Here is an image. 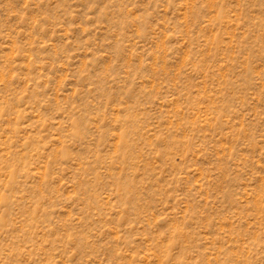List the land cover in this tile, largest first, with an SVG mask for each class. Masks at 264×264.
Masks as SVG:
<instances>
[{"label":"rangeland","instance_id":"rangeland-1","mask_svg":"<svg viewBox=\"0 0 264 264\" xmlns=\"http://www.w3.org/2000/svg\"><path fill=\"white\" fill-rule=\"evenodd\" d=\"M0 264H264V0H0Z\"/></svg>","mask_w":264,"mask_h":264}]
</instances>
